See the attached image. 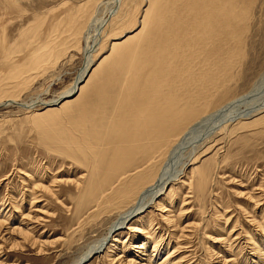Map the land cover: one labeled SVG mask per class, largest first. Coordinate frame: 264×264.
Returning <instances> with one entry per match:
<instances>
[{"label": "rangeland", "instance_id": "1", "mask_svg": "<svg viewBox=\"0 0 264 264\" xmlns=\"http://www.w3.org/2000/svg\"><path fill=\"white\" fill-rule=\"evenodd\" d=\"M113 3L0 0V49L3 43L16 48L13 59L24 62L29 70L19 80L20 88L13 87V81L0 79V94L13 88L21 91L19 103L30 105L55 101L69 90L87 65L84 48L92 26L105 17L110 19L112 11L108 10ZM151 5V0H125L94 48L95 67L113 56V47L127 45V39L142 31ZM251 14L243 35L246 57L239 69L235 68L236 79L224 86L228 96L219 107L216 105L218 108L215 106L218 111L208 114V118L212 116L210 122L203 120L198 125L205 131L211 129L212 122L225 119L224 129L218 126L206 139V147L213 145L204 153L206 147H200L205 133L198 141L184 144L168 168L175 173L183 170V162L199 154V159L186 167L187 175L167 187L166 191L172 190L169 195L163 194L157 204L145 207L108 236L105 247L119 239L113 242L112 252L106 248L92 253L81 264H111L108 257L121 254L123 243L133 246L128 250L131 253L127 249L124 252L129 256L137 253L133 252L138 250L134 245L145 243L136 258L140 264H148L150 258L152 264H264V111L244 116L264 108V0L252 2ZM35 52L43 55L41 67L28 60ZM76 94L69 93L61 102L76 98ZM217 95L215 92L213 101ZM60 103L53 108H59ZM68 107L54 113L46 112L44 104L34 109L16 104L0 106V208L4 209L0 213V264H74L120 219V213L114 212L89 216L91 209L83 203V192L91 185L87 182L92 168L63 154L51 137L56 132H71L75 112ZM198 169L211 170L204 194L191 193L189 180L186 182V177L197 180ZM162 201L167 212L157 206ZM169 251L171 256L165 259Z\"/></svg>", "mask_w": 264, "mask_h": 264}, {"label": "bare ground", "instance_id": "2", "mask_svg": "<svg viewBox=\"0 0 264 264\" xmlns=\"http://www.w3.org/2000/svg\"><path fill=\"white\" fill-rule=\"evenodd\" d=\"M253 1L151 0L152 5L148 16L146 13L142 31L134 38L131 36L133 39H127V45H116L117 49L113 47L116 51L112 58H104L96 67L94 48L103 37L106 27L121 12L125 0H113L108 10L109 13L112 11L110 19L105 17L92 26L84 48L87 65L78 81L62 94L67 96L77 92L76 98L64 100L57 108L61 111L60 108L76 106L71 110L68 107L69 111L75 112L71 120V132L68 135L56 132L51 137L56 139L58 149L63 154L92 168L88 180L90 183L87 182L91 185L88 188L85 186V190L83 188L86 195L81 194L86 196L83 203H87V208L91 209L89 216H98L102 212L120 213L121 216L111 224L108 233L91 244L74 264L106 248L107 252H112L111 248L115 246L113 242L119 239L114 238L105 247L111 233L123 227L130 217L145 207L157 204V199L163 194L169 195L172 190L166 191L167 187L179 183L187 175L186 167L193 164L200 155L189 157L182 164L184 169L176 173L170 172L168 168L170 159L184 144L191 140L198 141L197 138L203 133L206 134L203 138L206 137L200 150L206 147L209 144H205L206 139L217 132L215 130L218 126H222L225 119L209 124L211 129L205 131L209 129L210 133H206L201 125L198 127L203 120L210 122L212 116L208 118V114L218 111L215 109L226 100L228 91L224 86L237 75L235 68L246 57L243 35L251 20ZM153 4L156 5L152 7ZM0 50V79L13 81V87L19 85L20 88L19 80L28 70L25 63L13 59L16 48H9L3 43ZM42 57L35 52L32 59L28 60H33L34 66H38ZM237 72L241 73L239 70ZM8 89L4 93L1 91L0 103H5V99L19 103L21 91ZM215 92H218L217 100L213 101ZM41 102L23 104L30 109L44 104L48 107L46 112L56 109L53 108L55 104L50 103L52 100ZM261 111L264 108L244 116ZM238 124L243 126L241 122ZM223 127L219 129L223 130ZM210 171L198 169L197 180L195 177H186L191 193H205ZM162 202L157 206L160 211L167 212L165 202ZM10 205L14 207L12 203ZM1 209L2 206L0 213L4 210ZM4 216L5 222L7 213ZM123 245L121 254L116 258L108 257L110 263L140 264L136 258L139 250L145 248V243L134 245L138 250L133 249L137 253L131 256L124 252L127 249L131 253L128 250L132 245ZM170 253L165 259L170 258ZM148 264H152L151 258Z\"/></svg>", "mask_w": 264, "mask_h": 264}, {"label": "water", "instance_id": "3", "mask_svg": "<svg viewBox=\"0 0 264 264\" xmlns=\"http://www.w3.org/2000/svg\"><path fill=\"white\" fill-rule=\"evenodd\" d=\"M66 97H67L66 95H64V96H60V97H58L55 101L50 102V103H51V104H58V103H60L63 99H65ZM7 104H16V105H18V106H25L24 104H21V103H15V102H13V101L6 102V103H4V104H1L0 106H4V105H7ZM88 258H90V257H88ZM86 259H87V258H86ZM86 259L83 260L82 262L86 261ZM80 264H81V263H80Z\"/></svg>", "mask_w": 264, "mask_h": 264}]
</instances>
